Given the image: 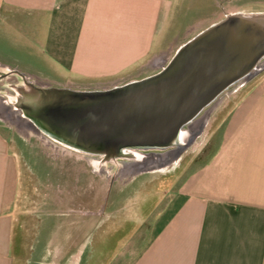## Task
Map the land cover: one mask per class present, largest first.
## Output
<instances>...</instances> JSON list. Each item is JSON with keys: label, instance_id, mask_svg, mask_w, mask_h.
Segmentation results:
<instances>
[{"label": "crops", "instance_id": "0c3cea01", "mask_svg": "<svg viewBox=\"0 0 264 264\" xmlns=\"http://www.w3.org/2000/svg\"><path fill=\"white\" fill-rule=\"evenodd\" d=\"M180 1L0 0V64L53 81L138 75L202 21V0ZM20 188L21 155L0 125V264H264V72L228 111L209 158L127 242L45 231L43 218L30 227Z\"/></svg>", "mask_w": 264, "mask_h": 264}, {"label": "water", "instance_id": "95a60500", "mask_svg": "<svg viewBox=\"0 0 264 264\" xmlns=\"http://www.w3.org/2000/svg\"><path fill=\"white\" fill-rule=\"evenodd\" d=\"M264 65V11H234L198 30L159 69L109 87L42 86L17 67L1 65L0 109L12 123L98 164L141 159L140 151L176 155L199 134L225 92ZM205 112V115H201Z\"/></svg>", "mask_w": 264, "mask_h": 264}, {"label": "rangeland", "instance_id": "374dc122", "mask_svg": "<svg viewBox=\"0 0 264 264\" xmlns=\"http://www.w3.org/2000/svg\"><path fill=\"white\" fill-rule=\"evenodd\" d=\"M202 3V21L178 39L170 53L163 58L164 63L178 44L226 13L264 11V0H202ZM159 68L160 66L151 70L142 68L138 75L110 81L34 80L46 86L109 87ZM3 71L0 66V72ZM263 72L264 65L249 80L225 92L205 119L199 134L185 149L172 155L170 159L166 158V151L155 150V157H147L146 164L140 163L137 171L122 175L119 173L125 169L122 163L135 159H118L97 165L96 158L58 144L29 128L20 130L14 123L0 119L4 134L21 155L19 210L23 220L34 227L35 222L43 218L45 231L51 230L54 224L61 231L90 232L94 238L106 236L109 247H114L115 242L117 243L112 239L116 235L125 238L123 242H127L129 234L147 232L169 196L165 195V191L171 193L176 190L187 174L199 168L209 158L220 138L228 111ZM5 85L7 86L0 83V91H4ZM205 114L203 112L201 115ZM146 153L149 152L140 151L141 158ZM94 242L97 243V239ZM138 243L139 241H134L132 245L137 246Z\"/></svg>", "mask_w": 264, "mask_h": 264}, {"label": "bare ground", "instance_id": "6f19581e", "mask_svg": "<svg viewBox=\"0 0 264 264\" xmlns=\"http://www.w3.org/2000/svg\"><path fill=\"white\" fill-rule=\"evenodd\" d=\"M32 79H34V78H32ZM7 81L8 82L20 81V78L18 77V75L14 74V75L6 78L4 84H8ZM5 90H8V85L7 86L6 85L4 86V91ZM220 100H221V98L210 107L209 112L206 115L207 117H208L210 111L220 102ZM8 116L9 115L6 112L0 110V119H2L3 121H7L9 123H12L13 121H11ZM14 124L20 130H25V129L27 130V127L25 125L21 124L19 121L14 122ZM48 141H50V140H48ZM141 159H144V158H141ZM140 163H143V161H141V160H133L132 162H125L124 161L122 164L124 165L125 169L122 170V171H119V173H121V175H122V174L129 173V171H131V172L137 171Z\"/></svg>", "mask_w": 264, "mask_h": 264}, {"label": "flooded vegetation", "instance_id": "af4514ba", "mask_svg": "<svg viewBox=\"0 0 264 264\" xmlns=\"http://www.w3.org/2000/svg\"><path fill=\"white\" fill-rule=\"evenodd\" d=\"M206 118H207V116H206ZM149 152V153H146V155L144 156V158H147V157H149V156H153V158L155 157V155L154 154H156V153H153L155 150H145V152ZM166 155H167V159H170V157L172 156V154L171 153H168V151H166ZM143 158V157H142ZM161 163V162H160ZM152 164H156V163H152Z\"/></svg>", "mask_w": 264, "mask_h": 264}, {"label": "built area", "instance_id": "2783aa9c", "mask_svg": "<svg viewBox=\"0 0 264 264\" xmlns=\"http://www.w3.org/2000/svg\"><path fill=\"white\" fill-rule=\"evenodd\" d=\"M32 78V77H31ZM34 80V79H33ZM34 82H35V80H34ZM36 83V82H35ZM37 84H39V83H37ZM39 85H42V84H39ZM42 86H46V85H42Z\"/></svg>", "mask_w": 264, "mask_h": 264}]
</instances>
